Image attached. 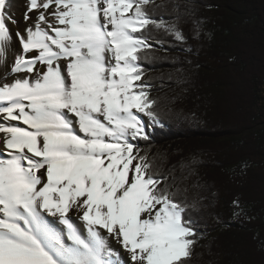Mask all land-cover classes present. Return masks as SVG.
<instances>
[{
    "label": "snow or ice",
    "instance_id": "obj_1",
    "mask_svg": "<svg viewBox=\"0 0 264 264\" xmlns=\"http://www.w3.org/2000/svg\"><path fill=\"white\" fill-rule=\"evenodd\" d=\"M205 27L193 0H24L22 12L0 0V264H194L210 251L195 158L165 167L151 150L170 115L198 117L153 95L147 63Z\"/></svg>",
    "mask_w": 264,
    "mask_h": 264
},
{
    "label": "trees",
    "instance_id": "obj_2",
    "mask_svg": "<svg viewBox=\"0 0 264 264\" xmlns=\"http://www.w3.org/2000/svg\"><path fill=\"white\" fill-rule=\"evenodd\" d=\"M193 3L208 35L185 46L167 38V51L147 63L153 95L178 97L171 107L198 119L170 115L151 150L168 154L165 167L195 158L210 251L198 247L194 264H264V0ZM236 197L251 218H233Z\"/></svg>",
    "mask_w": 264,
    "mask_h": 264
},
{
    "label": "bare ground",
    "instance_id": "obj_3",
    "mask_svg": "<svg viewBox=\"0 0 264 264\" xmlns=\"http://www.w3.org/2000/svg\"><path fill=\"white\" fill-rule=\"evenodd\" d=\"M23 2H24V0H17V4L21 8V12L23 10Z\"/></svg>",
    "mask_w": 264,
    "mask_h": 264
},
{
    "label": "rangeland",
    "instance_id": "obj_4",
    "mask_svg": "<svg viewBox=\"0 0 264 264\" xmlns=\"http://www.w3.org/2000/svg\"><path fill=\"white\" fill-rule=\"evenodd\" d=\"M154 135V134H153Z\"/></svg>",
    "mask_w": 264,
    "mask_h": 264
}]
</instances>
